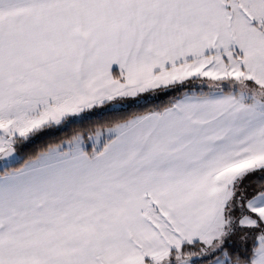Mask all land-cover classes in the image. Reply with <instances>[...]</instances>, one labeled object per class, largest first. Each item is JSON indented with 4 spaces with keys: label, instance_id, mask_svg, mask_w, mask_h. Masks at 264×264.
Segmentation results:
<instances>
[{
    "label": "snow or ice",
    "instance_id": "obj_1",
    "mask_svg": "<svg viewBox=\"0 0 264 264\" xmlns=\"http://www.w3.org/2000/svg\"><path fill=\"white\" fill-rule=\"evenodd\" d=\"M0 264H264V0H0Z\"/></svg>",
    "mask_w": 264,
    "mask_h": 264
}]
</instances>
